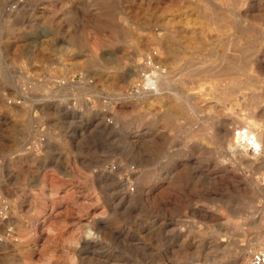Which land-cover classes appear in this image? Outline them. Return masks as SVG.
<instances>
[{
	"label": "rangeland",
	"instance_id": "rangeland-1",
	"mask_svg": "<svg viewBox=\"0 0 264 264\" xmlns=\"http://www.w3.org/2000/svg\"><path fill=\"white\" fill-rule=\"evenodd\" d=\"M263 109L264 0H0V264H250L264 167L229 146Z\"/></svg>",
	"mask_w": 264,
	"mask_h": 264
},
{
	"label": "built area",
	"instance_id": "built-area-1",
	"mask_svg": "<svg viewBox=\"0 0 264 264\" xmlns=\"http://www.w3.org/2000/svg\"><path fill=\"white\" fill-rule=\"evenodd\" d=\"M134 78L130 81L125 97H136L143 94H156L158 86V78L166 73L163 66L162 57L159 49L151 48L143 57V60L138 68L134 70ZM241 131V135L246 136V129H237L236 134ZM254 134H249L246 142L240 140L241 143H246L249 150L258 153L260 147L255 142ZM3 209L0 208V217L3 214ZM251 264H264V248L252 252L250 256Z\"/></svg>",
	"mask_w": 264,
	"mask_h": 264
},
{
	"label": "bare ground",
	"instance_id": "bare-ground-1",
	"mask_svg": "<svg viewBox=\"0 0 264 264\" xmlns=\"http://www.w3.org/2000/svg\"><path fill=\"white\" fill-rule=\"evenodd\" d=\"M259 2V1H258ZM258 17V16H257ZM260 17V16H259ZM98 46H95V47H91V49H90V52H91V54L92 55H96V52H97V48ZM160 51V50H159ZM145 55V54H144ZM257 55V54H256ZM94 57V56H93ZM144 57V56H143ZM260 58V57H259ZM142 60H143V58H142ZM142 60H141V62H142ZM256 61V60H255ZM260 61V60H259ZM141 62L138 64V65H140L141 64ZM258 64H259V62H258ZM261 64V63H260ZM137 66V65H136ZM258 66V65H257ZM135 69H133V71H134ZM130 74H131V72L128 74H122V75H120L119 76V78H121V79H123L124 81H126L127 82V80H128V77L130 76ZM131 75H133V72H132V74ZM162 76H163V74L162 75H160L159 76V78H158V86H157V93L156 94H158V93H160V82H161V78H162ZM146 95H153V94H143V95H140V96H136L138 99L139 98H142V97H144V96H146ZM223 100V99H222ZM257 102H258V100H256ZM260 104V103H259ZM256 105V104H255ZM224 112H226V111H224ZM223 112V113H224ZM230 114V116H233V117H231L230 118V120H231V122H236V123H238L239 125H249V126H251V127H255V128H258L259 127V123L255 120V119H253L254 120V122H253V125L248 121V120H246V119H244V118H242V117H240V116H238V115H234V111H232L231 109H229L228 111H227V114ZM261 114L262 115H264V109L262 110V112H261ZM141 116V115H140ZM142 117V116H141ZM144 117V116H143ZM141 119V118H140ZM126 120V119H125ZM130 120V119H129ZM144 120V119H143ZM137 121V120H136ZM135 123V122H134ZM229 123H230V121L229 120H225V122H224V134L225 135H228L229 134V130H228V127L226 128V126H227V124L229 125ZM127 124V123H126ZM132 124V123H131ZM139 124V123H138ZM134 125V124H133ZM216 127V126H215ZM243 128H245L246 129V136H243V135H241V131H239L237 134H236V130L237 129H239V130H241V129H243ZM220 129V128H219ZM261 129H262V127H261ZM260 129V130H261ZM213 131V130H212ZM217 133V132H216ZM254 134V136H255V142H254V144H256V145H258L259 147H260V150L258 151V153H254V152H252L251 150H249L250 149V147H248V145L246 144V143H241L240 142V140L242 139V140H244V142H246L247 141V139H248V135L249 134ZM216 135V134H215ZM219 135V134H218ZM155 137V136H154ZM234 138H235V141H234V143H235V148H232V143H230V148H231V151L233 152V154L235 153V152H238V151H240V157L242 158V160L244 161V162H247L249 165H251V166H253V167H256V168H262V167H264V154H262L263 152H264V132H259V136L257 135V133H256V131H254L252 128H250V127H248V126H246V127H238V128H236L235 130H234ZM134 146V145H133ZM243 151V152H242ZM253 156V157H251V156ZM142 183V182H141ZM139 186H141V185H139ZM147 186V185H146ZM147 188V187H146ZM145 188V189H146ZM261 189L264 191V186H262L261 187ZM128 194V193H127ZM137 194V193H136ZM151 194V193H150ZM129 198H131L132 197V195L131 194H128L127 195ZM144 196V194H143V191L141 190L139 193H138V198H142ZM137 198V199H138ZM148 198V197H147ZM129 200V199H128ZM134 200V199H133ZM132 201V200H131ZM204 210V209H203ZM206 212V211H205ZM264 219V218H263ZM182 236H183V234H182ZM185 236V235H184ZM185 237H183V239H184ZM189 239V238H188ZM187 239V240H188ZM186 240V241H187ZM183 243V242H182ZM258 250V249H257ZM256 250V251H257ZM246 264V263H245ZM250 264H251V261H250Z\"/></svg>",
	"mask_w": 264,
	"mask_h": 264
}]
</instances>
